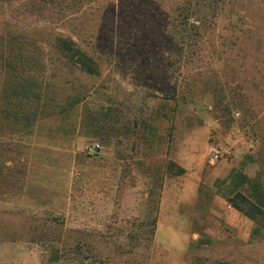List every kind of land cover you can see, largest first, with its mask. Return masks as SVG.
<instances>
[{"label":"rangeland","instance_id":"1","mask_svg":"<svg viewBox=\"0 0 264 264\" xmlns=\"http://www.w3.org/2000/svg\"><path fill=\"white\" fill-rule=\"evenodd\" d=\"M174 1L0 0V95L7 32L43 48L77 35L101 64L50 65L60 103L80 92L75 108L22 131L0 117V264H264V239L223 195L232 169L264 187V0H218L214 14L199 0L211 23L168 82L141 73L160 71ZM173 85L177 102L161 92Z\"/></svg>","mask_w":264,"mask_h":264},{"label":"trees","instance_id":"2","mask_svg":"<svg viewBox=\"0 0 264 264\" xmlns=\"http://www.w3.org/2000/svg\"><path fill=\"white\" fill-rule=\"evenodd\" d=\"M3 1V0H2ZM43 5L33 7L47 8L59 6L67 2L74 4L90 5L97 0H41ZM126 1V0H120ZM34 2V1H32ZM121 2V3H122ZM199 0H176L168 5L166 15V30L163 34V54L160 71L154 66L152 71L142 69V74H161L169 82L176 69L189 64L194 57V46L198 29L206 27L209 17L205 11L197 13ZM66 3V4H67ZM212 14L217 13L218 0H204ZM213 4V5H212ZM62 10V9H59ZM163 13V12H162ZM165 15V14H163ZM75 19V18H74ZM148 29H155L152 24ZM48 34V33H47ZM74 34V33H73ZM75 36V37H73ZM114 37V34H111ZM77 35L64 34L54 31L47 35V47L43 48L36 40L20 38L16 33L7 32L2 35V67L5 71V79L0 95V117L12 124L18 125L22 130H29L38 117L44 114L47 107L59 110L51 114H59L62 111L73 109L82 102L80 92H72L64 97L60 103L53 91L51 79L63 66H75L79 72L88 75H99L101 64L99 57L93 52H88L81 47L76 40ZM112 46V44H111ZM126 46V45H125ZM108 49V48H107ZM114 46L108 53L112 56ZM117 49V48H116ZM126 54L131 53L130 48L123 47ZM60 63L59 67L51 64ZM53 68L56 72L53 71ZM181 74V73H180ZM177 86L162 89L165 100L178 101ZM185 100V95L182 96ZM94 118V117H93ZM92 118V119H93ZM95 124V122H93ZM171 164L174 165L173 162ZM180 168L177 174H181ZM226 193H223L228 203L236 210L253 221L250 238L264 239V187L255 178H250L239 170L232 169L227 179ZM225 180H223L224 182ZM53 244V243H51ZM52 259H58L57 246H52ZM212 264H231L229 261L216 260Z\"/></svg>","mask_w":264,"mask_h":264},{"label":"built area","instance_id":"3","mask_svg":"<svg viewBox=\"0 0 264 264\" xmlns=\"http://www.w3.org/2000/svg\"><path fill=\"white\" fill-rule=\"evenodd\" d=\"M98 146H99V145L96 144V145L90 147V151L93 150V149H95V148H97ZM219 155H220V151H219L218 149H212V150H211V157H212L213 159H218V158H219Z\"/></svg>","mask_w":264,"mask_h":264}]
</instances>
